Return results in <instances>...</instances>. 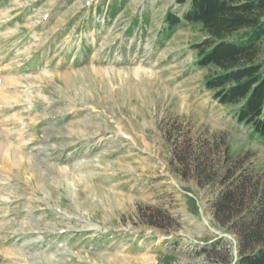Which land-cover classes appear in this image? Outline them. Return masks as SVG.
Instances as JSON below:
<instances>
[{
  "label": "rangeland",
  "instance_id": "obj_1",
  "mask_svg": "<svg viewBox=\"0 0 264 264\" xmlns=\"http://www.w3.org/2000/svg\"><path fill=\"white\" fill-rule=\"evenodd\" d=\"M188 7L0 0V264H223L200 252L221 237L237 253L213 203L238 173L264 186V137L206 89L202 28L164 33Z\"/></svg>",
  "mask_w": 264,
  "mask_h": 264
},
{
  "label": "trees",
  "instance_id": "obj_2",
  "mask_svg": "<svg viewBox=\"0 0 264 264\" xmlns=\"http://www.w3.org/2000/svg\"><path fill=\"white\" fill-rule=\"evenodd\" d=\"M189 4L179 15L169 10L164 33L183 23L206 33L193 47L197 65L212 71L205 87L226 106H237L236 118L264 137V0H178ZM215 218L237 235V253L221 237L201 248L223 264H264V186L252 172L234 175L214 201ZM210 254V255H211Z\"/></svg>",
  "mask_w": 264,
  "mask_h": 264
}]
</instances>
